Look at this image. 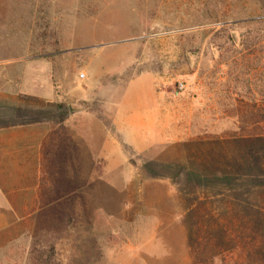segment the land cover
I'll return each instance as SVG.
<instances>
[{"label":"rangeland","instance_id":"obj_1","mask_svg":"<svg viewBox=\"0 0 264 264\" xmlns=\"http://www.w3.org/2000/svg\"><path fill=\"white\" fill-rule=\"evenodd\" d=\"M40 251L264 264V0H0V264Z\"/></svg>","mask_w":264,"mask_h":264},{"label":"trees","instance_id":"obj_2","mask_svg":"<svg viewBox=\"0 0 264 264\" xmlns=\"http://www.w3.org/2000/svg\"><path fill=\"white\" fill-rule=\"evenodd\" d=\"M57 190L55 192H57L59 194V192ZM58 194L54 193V194L50 195V192H49V194H48L49 195V202L51 203L54 200H56V198H59L60 196H62V194H59V195ZM54 207H55V205H54ZM70 207H72V206H70ZM50 249H52V246H50ZM35 259H36L38 264H54L56 262V261L51 259V256L49 254H45L42 251H40L38 253V255L35 257Z\"/></svg>","mask_w":264,"mask_h":264}]
</instances>
